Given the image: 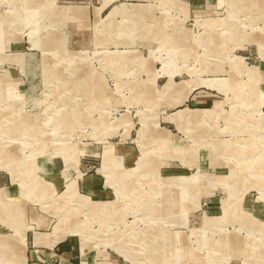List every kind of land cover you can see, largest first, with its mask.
Segmentation results:
<instances>
[{
  "label": "rangeland",
  "instance_id": "obj_1",
  "mask_svg": "<svg viewBox=\"0 0 264 264\" xmlns=\"http://www.w3.org/2000/svg\"><path fill=\"white\" fill-rule=\"evenodd\" d=\"M0 191V264H264V0H0Z\"/></svg>",
  "mask_w": 264,
  "mask_h": 264
},
{
  "label": "crops",
  "instance_id": "obj_2",
  "mask_svg": "<svg viewBox=\"0 0 264 264\" xmlns=\"http://www.w3.org/2000/svg\"><path fill=\"white\" fill-rule=\"evenodd\" d=\"M177 85V84H176ZM176 85H175V87H176ZM176 89V88H175ZM193 96V95H192ZM176 98L177 99H179L178 98V96H176ZM193 99H195V98H193ZM181 100V99H180ZM194 101V100H193ZM55 249H56V251L57 252H59L60 254H62L63 256H65V257H67L69 254H70V250H69V247L66 245V244H57L56 246H55Z\"/></svg>",
  "mask_w": 264,
  "mask_h": 264
},
{
  "label": "bare ground",
  "instance_id": "obj_3",
  "mask_svg": "<svg viewBox=\"0 0 264 264\" xmlns=\"http://www.w3.org/2000/svg\"><path fill=\"white\" fill-rule=\"evenodd\" d=\"M32 179H33V178H32ZM2 196H3V192L0 191V197H2ZM59 221H60V220H59ZM59 238H60V236H57V239H59ZM57 239H56V240H57ZM56 240H55V241H56Z\"/></svg>",
  "mask_w": 264,
  "mask_h": 264
}]
</instances>
